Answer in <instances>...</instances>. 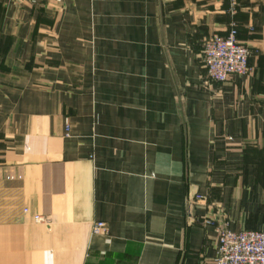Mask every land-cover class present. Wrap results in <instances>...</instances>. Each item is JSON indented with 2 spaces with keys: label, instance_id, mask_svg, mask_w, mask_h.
<instances>
[{
  "label": "crops",
  "instance_id": "1",
  "mask_svg": "<svg viewBox=\"0 0 264 264\" xmlns=\"http://www.w3.org/2000/svg\"><path fill=\"white\" fill-rule=\"evenodd\" d=\"M60 2L90 72L74 108L0 85V264H214L218 227L264 230V0ZM233 22L250 72L215 82Z\"/></svg>",
  "mask_w": 264,
  "mask_h": 264
},
{
  "label": "rangeland",
  "instance_id": "2",
  "mask_svg": "<svg viewBox=\"0 0 264 264\" xmlns=\"http://www.w3.org/2000/svg\"><path fill=\"white\" fill-rule=\"evenodd\" d=\"M61 9L60 0H0V85L21 99L51 103L57 110L61 104L75 107L76 78L90 72L85 64L91 58L86 48L91 38L77 32L76 19L62 18ZM63 77L67 88L59 96ZM72 122L67 115L66 138L72 136ZM33 220L47 221L39 214Z\"/></svg>",
  "mask_w": 264,
  "mask_h": 264
},
{
  "label": "built area",
  "instance_id": "3",
  "mask_svg": "<svg viewBox=\"0 0 264 264\" xmlns=\"http://www.w3.org/2000/svg\"><path fill=\"white\" fill-rule=\"evenodd\" d=\"M230 12L237 11L238 0H229ZM250 50L239 42L236 23L227 34L215 33L204 44L203 65L210 79L224 82L231 75L250 72ZM104 228V223L96 224ZM217 247L214 264H264V230L235 231L228 227L217 228Z\"/></svg>",
  "mask_w": 264,
  "mask_h": 264
}]
</instances>
